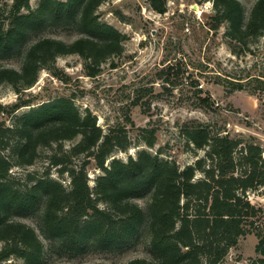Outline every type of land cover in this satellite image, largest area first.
I'll return each instance as SVG.
<instances>
[{"label":"trees","instance_id":"16d2710c","mask_svg":"<svg viewBox=\"0 0 264 264\" xmlns=\"http://www.w3.org/2000/svg\"><path fill=\"white\" fill-rule=\"evenodd\" d=\"M29 1L0 0V85H10L19 95L13 104L0 105L1 115L14 117L11 125L0 121V264L11 258L23 264H50L54 256L72 260L135 247L141 237L145 256L121 264H220L250 233L258 238L253 264H264V234L255 220L262 209L248 199L264 186L263 148L257 138L230 137L216 126L191 121L178 133L190 152H203L195 154L192 164L179 168L161 152L146 149L126 160L110 159L132 146L124 127L103 131L96 116L80 111L70 97L37 104L21 97L41 70L56 75L59 57L78 56L93 78L122 54L124 36L99 17L107 0H39L34 8ZM204 1L212 4L213 29L226 24L232 55L250 53V43L264 36V0H254L247 14L238 0ZM147 2L155 13H166L167 0ZM119 20L123 22L121 16ZM53 31L74 38L46 35ZM6 61L18 68L6 67ZM158 77L176 86L178 68L167 66ZM247 78L261 100L264 74ZM247 83L222 81L227 94ZM194 89L193 107H210L209 98L196 85ZM151 93L135 92L130 107H148L142 99ZM20 109L25 111L17 116ZM129 111L125 119L132 124ZM155 134V128H137L138 141L147 148L154 147ZM41 156V175L28 172L23 180L10 175L12 168L32 166ZM90 165L100 172L92 187ZM52 170L66 175L68 186L53 179ZM28 218L33 226L20 220Z\"/></svg>","mask_w":264,"mask_h":264},{"label":"rangeland","instance_id":"374dc122","mask_svg":"<svg viewBox=\"0 0 264 264\" xmlns=\"http://www.w3.org/2000/svg\"><path fill=\"white\" fill-rule=\"evenodd\" d=\"M39 0H30L34 8ZM248 13L254 0H238ZM10 4L11 0H3ZM99 17L124 36L123 52L111 62L101 66L100 73L91 78L85 73L83 61L76 55L59 57L55 73L41 70L37 82L21 94L31 99L33 104L55 97L72 98L80 111L85 109L97 118V125L103 131L109 127L121 126L126 129L132 146L126 153H114L110 159L135 156L139 149L151 153L161 152V156L173 160L179 168L194 162L195 154L203 156L202 151L190 152L179 136V127L191 121L216 126L230 137L253 136L263 148L264 156V91H254L255 83L247 81L248 76L264 74V36L250 43V53L239 57L231 54L224 33L226 24L213 29V10L211 2L204 0H167L166 13L160 15L152 11L147 0H107L98 9ZM123 18V22L119 20ZM52 38L70 41L74 35L67 36L53 31L46 34ZM6 67L18 68V63L6 61ZM178 68V83L168 86L159 79L158 74L167 66ZM224 79L233 82H248L243 90L227 94L222 84ZM201 89L203 97L209 98L211 106L204 109L192 105L194 85ZM167 86V87H165ZM165 87V88H164ZM150 89L151 94L143 97L147 106L130 107L135 92ZM19 95L6 83L0 85V105L13 104ZM132 124L127 122L126 109ZM20 109L16 115H21ZM14 117L1 115L0 121L6 125L13 123ZM137 128H155L153 148L145 147L137 137ZM71 143H65L69 147ZM107 160L108 161H110ZM45 169L43 156L29 167L12 168L10 175L23 180L26 173L41 175ZM51 177L68 186L66 175L59 176L52 170ZM100 172L90 165L87 169L89 186ZM199 177V175L197 176ZM252 204L262 209V217L256 218L259 229L264 234V186L248 194ZM33 226L30 219H20ZM258 238L250 233L238 240L220 264H253L257 259L255 246ZM146 240L141 237L135 247L108 253H89L68 260L53 257L50 264H86L100 262L121 264L134 258L145 256ZM7 264H23L11 258Z\"/></svg>","mask_w":264,"mask_h":264}]
</instances>
